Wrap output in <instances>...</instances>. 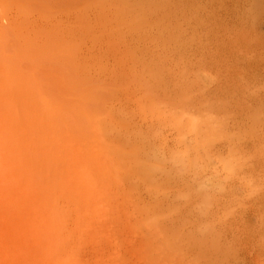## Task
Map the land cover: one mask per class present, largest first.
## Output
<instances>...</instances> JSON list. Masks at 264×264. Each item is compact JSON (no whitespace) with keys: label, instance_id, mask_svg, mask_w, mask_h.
<instances>
[{"label":"rangeland","instance_id":"rangeland-1","mask_svg":"<svg viewBox=\"0 0 264 264\" xmlns=\"http://www.w3.org/2000/svg\"><path fill=\"white\" fill-rule=\"evenodd\" d=\"M0 72L61 151L62 264H264V0H0ZM0 178V264H48Z\"/></svg>","mask_w":264,"mask_h":264},{"label":"bare ground","instance_id":"bare-ground-1","mask_svg":"<svg viewBox=\"0 0 264 264\" xmlns=\"http://www.w3.org/2000/svg\"><path fill=\"white\" fill-rule=\"evenodd\" d=\"M62 66L64 67V65H62ZM43 78H46V77H43ZM57 79L58 78H56V80ZM59 79H61V78H59ZM62 80H64V79H61V81ZM8 81L9 80H5V83L2 82V84L0 85V86H2V89L5 88L7 85H8L6 87L7 89L9 88V86H10V88H12L11 85L13 86V83L11 84V81H9V82ZM4 84H6V86ZM53 85H55L54 82H53ZM5 89H3V90L6 92ZM10 90H12V89H10ZM2 99H1V101H2ZM0 103H2V102H0ZM36 111H37V109L35 108L34 112H36ZM18 114H20V113L19 112L15 113L16 120L15 119L14 120L16 122H14V123H12V121L10 122V123H12V126H9L10 124L7 125L6 128L4 126L3 127L0 126V176H2L4 178V180L7 181V184L5 182L6 186L8 185V187H10V186L19 187V189L25 190V193H26L25 195H27V193L30 194V195L28 194L31 198L29 201V204L31 206L30 205L29 206L31 207L32 215L38 221V223L40 225L39 227L41 228V231H42L38 234L43 233V236L45 235L43 238H46V241H44V239L42 241H43V243L44 242H46V243L43 245H45V247H47L48 252L50 253V257H49V255H48V257L46 256L49 259V260L47 259V262H48V264H62V258H64V256H65L62 252L63 251L62 247L64 244L65 237L62 234L63 229L61 227L62 223L60 221L61 210L59 213V209H61V208L58 209V205L60 204V202L61 203L65 202V201L62 202L63 201L62 199H64V198L66 199L68 196H70L71 189L69 190L70 191V193H69L68 187H67L68 185L66 184L67 183L66 177L64 176V173H63L64 169L60 165V159H58V157L61 158V156L59 155V154H61L60 153L61 151L58 152L59 154H57V155L55 154V152H56L55 150H58V149L54 148L52 145V144H55L53 142V140L50 139L53 137L49 134L50 138H48L47 132L44 131L45 129L36 127L34 124V121L31 118L25 119V123H26L27 127H26V129H24L25 128V126H24L25 124H24L23 128L21 129L20 126L22 123H20L21 121L19 119ZM31 114H33V113H31ZM1 115H3V114H1ZM15 115H14V117H15ZM4 116H3V118H4ZM1 117L2 116H0V118ZM5 117H7V115ZM4 121L9 122L8 118H7V120L5 118ZM4 121H2V123L0 121V125H6L7 122L3 124ZM15 123H16V126H18L19 124L20 125L18 127L15 126L16 128H14L13 124H15ZM17 123H19V124L17 125ZM62 156H63V152H62ZM16 157H17V161H20L19 163L17 162L18 164H14L15 161H13L14 158H16ZM97 163H98V161H97ZM97 163H96V165H97ZM99 164H98V167H99ZM62 165H63V163H62ZM63 167H64V165H63ZM51 169L53 170V173L48 172ZM3 178H2V180H3ZM0 180H1V178H0ZM4 180H3V182H4ZM11 189H12V187L10 188V190ZM16 194H17V192H16ZM5 196H8V195L6 194ZM19 196H21L20 193H19ZM69 198L72 199L71 196ZM69 198L67 200H69ZM60 199H61V201H60ZM14 200H16V199H14ZM21 200H23V199H21ZM27 201H28V199H27ZM23 202H25V201H23ZM68 202H70V201H68ZM19 206H21V205H19ZM60 206H61V204H60ZM13 209H15V207L12 208V210ZM18 211H16V212H18ZM14 215H16V213ZM17 216H19V215H17ZM13 218H14V216H13ZM23 218H24V216H23ZM36 236H37V234H36ZM38 237H39V235H38ZM38 237H36V239ZM30 239L32 240V238H30ZM39 239H41V238L39 237ZM37 241H39V240H37ZM41 244H42V242H41ZM31 245H32V243H31ZM36 245H38V244H35V247H36ZM37 248H38V246H37ZM9 249H10V247H9ZM27 251L29 252L31 250L29 249ZM41 251H44V249ZM43 253H45V252H43ZM46 253H47V251H46ZM25 255H26V253H25ZM26 257L28 258L29 256L26 255ZM30 259H31V257H30Z\"/></svg>","mask_w":264,"mask_h":264}]
</instances>
